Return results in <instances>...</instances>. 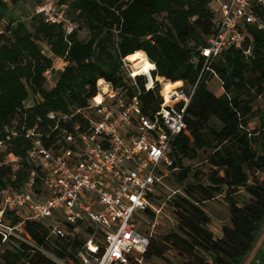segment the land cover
I'll use <instances>...</instances> for the list:
<instances>
[{
	"label": "trees",
	"instance_id": "16d2710c",
	"mask_svg": "<svg viewBox=\"0 0 264 264\" xmlns=\"http://www.w3.org/2000/svg\"><path fill=\"white\" fill-rule=\"evenodd\" d=\"M214 1L57 0L77 26L65 37L60 26L44 23L34 12L27 22H12L0 0V19L9 20L0 30V142L6 147L0 151V223H23L24 231L19 237L24 241L10 236L2 243L0 235V264H80L78 255L94 232L97 254H103L102 238L89 224H66L63 237L53 236L51 222L25 220L21 210L3 211V193L22 191L34 172L33 193L39 197L42 167L27 158V131L36 126L48 149L66 147L64 135L75 134L77 126L80 132L88 128L78 112L96 95L99 80L127 95L135 93L122 60L136 52L154 65L153 80L185 86L193 94L184 114L186 130L171 144L165 179L182 186V194L170 202L176 226L160 238H147L141 263L131 264L245 263L264 225V32L246 27L247 55L232 48L207 60L201 49L215 30ZM39 3L35 0L34 8ZM83 30L85 40L78 37ZM210 77L220 82L216 92L208 89ZM135 82L141 111L151 116L162 102L159 84L146 92L145 77ZM50 113L57 116L50 119ZM199 165L208 167L206 174ZM161 188L151 195L153 205ZM217 197L229 211L220 237L209 231L210 219L201 208ZM248 264H264V249Z\"/></svg>",
	"mask_w": 264,
	"mask_h": 264
},
{
	"label": "built area",
	"instance_id": "2783aa9c",
	"mask_svg": "<svg viewBox=\"0 0 264 264\" xmlns=\"http://www.w3.org/2000/svg\"><path fill=\"white\" fill-rule=\"evenodd\" d=\"M63 9L57 0H40L33 12L44 23L60 26L68 37L77 26ZM216 14L219 18L215 19L214 33L201 55L212 60L232 48L249 54L246 27L264 32V0H221ZM122 63L135 93L127 95L99 80L96 95L78 112L87 119L88 128L80 132L77 126L75 134L64 135L66 147L48 149L36 133V126L28 130L27 158L42 167L41 194L36 197L33 193L34 172L22 191L3 193V211L21 210L25 220L51 222L53 236L63 237L66 224L92 226L102 238L104 251L98 256V245L92 241L94 232L78 255L80 264H131V260L141 263L148 237L139 232L136 218L155 212L151 195L158 187H165L172 163V141L186 130L184 114L193 90L187 92L177 86L165 96L164 83L170 82L164 81L159 108L151 116L144 115L135 80L143 76L144 91L153 89L157 78L153 81L151 72L155 67L149 71L150 76H136L128 57ZM44 75L48 76L49 71ZM55 116L48 115L50 119ZM5 148L0 142V151ZM8 161L16 159L8 156ZM23 234V223L14 227L0 223L2 243L10 236L19 238Z\"/></svg>",
	"mask_w": 264,
	"mask_h": 264
},
{
	"label": "rangeland",
	"instance_id": "374dc122",
	"mask_svg": "<svg viewBox=\"0 0 264 264\" xmlns=\"http://www.w3.org/2000/svg\"><path fill=\"white\" fill-rule=\"evenodd\" d=\"M3 1L6 2L10 12V17L12 19V22L14 23L17 21L27 22L28 18L32 15L35 0H19L16 4L11 2L10 0ZM220 1L221 0H216L210 5V9L214 14L215 19L219 18V15L216 14V10L219 7ZM8 21L9 20L7 18L0 19V30H2L1 27L8 23ZM78 37L81 40H85L88 38V33L84 30L79 31ZM43 49L44 53L48 55V51L45 45ZM56 64H59V62H56ZM156 80L159 84V89L161 90L160 87L165 80L162 79V81L159 78H157ZM219 88L220 82L218 81V79L216 77H210L208 80V89L212 92H216ZM182 89L186 91L185 86ZM28 102H30V99L27 101V103ZM198 167L203 171V174L207 173L208 167L206 165H199ZM262 178H264V175L262 176ZM203 180H205V178H203ZM181 194L182 186L177 185L172 179L169 178L165 183V187H162L157 192V199L154 204L155 212H151V214H139V216L136 218L139 232L147 236L149 239H155L160 238L168 231L174 229L176 226V222L170 202L175 195ZM201 208L210 219V224L208 225L209 231L212 232L215 237H220L221 227L228 224L229 218V211L224 199L221 197H217L215 200L202 205ZM259 249H264V225L260 227V232L258 234L255 247L244 264H248ZM167 257L173 263H177L178 261V258L172 253H167ZM142 264L145 263L142 261ZM149 264L166 263L158 260H153Z\"/></svg>",
	"mask_w": 264,
	"mask_h": 264
},
{
	"label": "bare ground",
	"instance_id": "6f19581e",
	"mask_svg": "<svg viewBox=\"0 0 264 264\" xmlns=\"http://www.w3.org/2000/svg\"><path fill=\"white\" fill-rule=\"evenodd\" d=\"M128 62L131 64L133 72L135 73L136 76H139L142 74L146 76H150L149 71L154 69V65L148 62L147 58L142 52H136L132 54L131 56H129ZM149 84H151V81H149ZM172 88L173 87L171 86L170 83L169 85L164 83L163 94L166 96Z\"/></svg>",
	"mask_w": 264,
	"mask_h": 264
},
{
	"label": "crops",
	"instance_id": "0c3cea01",
	"mask_svg": "<svg viewBox=\"0 0 264 264\" xmlns=\"http://www.w3.org/2000/svg\"><path fill=\"white\" fill-rule=\"evenodd\" d=\"M56 62H58V61H56ZM56 62H55V63H56Z\"/></svg>",
	"mask_w": 264,
	"mask_h": 264
}]
</instances>
